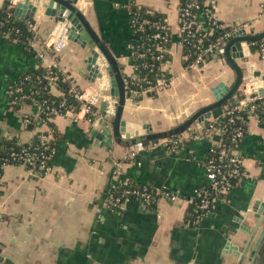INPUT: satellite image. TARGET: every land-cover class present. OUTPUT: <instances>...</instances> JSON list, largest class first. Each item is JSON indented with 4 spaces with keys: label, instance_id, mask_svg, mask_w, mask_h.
Listing matches in <instances>:
<instances>
[{
    "label": "crops",
    "instance_id": "1",
    "mask_svg": "<svg viewBox=\"0 0 264 264\" xmlns=\"http://www.w3.org/2000/svg\"><path fill=\"white\" fill-rule=\"evenodd\" d=\"M24 0H17L16 4ZM34 1V0H33ZM182 0H78L93 28L107 44L124 77L136 73L129 43L134 36L137 9L147 8L166 16L174 42L162 66L167 84L157 91L129 92L123 118L155 131L178 126L197 110L215 101L217 84H232L235 72L225 54L214 53L203 65H187L179 42ZM5 0H0V8ZM41 5L32 17L37 23L32 50L0 36V147L28 144L38 133H47L56 145L52 173L39 176L24 165L9 163L0 176L1 264H248L252 246L263 224L257 225L253 207L264 201V104L246 115V134L238 151L247 176L221 200L213 213L198 218L190 200L208 182L204 167L217 134L189 138L201 128L193 124L181 133L189 139L172 154L166 146L135 151L104 131L102 106L113 113L116 100L105 63L103 77L90 79L86 60L89 45L66 37V24L55 20ZM217 16L227 25L248 23V31L264 30V0H218ZM218 54V55H217ZM239 63L245 69L237 93L264 91V40L251 44L250 54ZM57 67L80 89L87 91L96 115L87 119L66 112L51 125H36L38 107L14 106L11 89L32 69ZM54 92L60 91L55 87ZM221 111V110H220ZM216 110L211 117L220 112ZM125 140V139H124ZM147 141L144 143H150ZM133 183L162 192L152 204L131 199L121 209L108 205L114 186ZM175 194L170 200L166 194ZM256 228L252 245L246 250ZM243 252L225 251L228 240ZM246 250V251H244ZM264 264V241L259 252Z\"/></svg>",
    "mask_w": 264,
    "mask_h": 264
},
{
    "label": "built area",
    "instance_id": "2",
    "mask_svg": "<svg viewBox=\"0 0 264 264\" xmlns=\"http://www.w3.org/2000/svg\"><path fill=\"white\" fill-rule=\"evenodd\" d=\"M16 2L17 0H10L8 4V8L13 11L12 15L15 14L14 10L17 5ZM203 4L205 6V10L201 16H203L208 23L215 25L217 28L229 27L230 29L226 30L223 35L219 37L217 43L209 44L205 48L202 46L198 47L199 50L196 59L190 64V66L203 65L209 54L220 52L227 41L231 39L238 30L246 29L248 31V23L227 25L219 21L217 16L218 0H206ZM199 6L200 5L197 0H187L186 3L181 1L179 42L182 46L184 41L189 38H196L197 36L196 31L200 28V23H198L199 21L196 19L197 17L194 14L193 9L199 8ZM147 26L160 28L158 22H151L147 18L140 19L135 11L133 19L134 36L128 45L129 50L132 53L136 69V73L131 76V79L134 80L133 82L145 81L148 84V87L142 91L132 89V83L129 84L128 81L129 77H125L128 93L132 92L139 94L144 91H157L167 84L166 76L164 78H158L155 83L149 81L146 77L139 78L138 76V67L135 56L139 58H147L148 56H151L153 59L161 62L162 68V66L167 62L166 57L169 55L170 50V47L166 44L170 42V37L172 35L166 32L153 33L146 41L142 39L133 41L135 39V34L145 32ZM195 26L196 29L194 28ZM161 28L167 30L164 26H161ZM29 29L36 33L37 23H29ZM156 51H158L157 55L154 53ZM55 68L57 67L48 68L46 78L49 79L50 86L59 88L57 83L58 76L54 71ZM30 78L31 76L26 77V79ZM38 92V90L26 92L21 86H13L11 89V104L14 106L26 104L23 102L34 99V94ZM70 96L77 101V107L69 110L68 112L73 113L76 117L84 116V118L87 119H91L96 115L93 101L87 91H84L78 88L75 84H72V87L70 88ZM260 103H264V91L250 92L245 94L242 98L235 97L233 104H229L223 108L216 116L210 117L199 132L192 133L188 136L189 138L203 139L215 133L219 138L217 142L210 146L208 151L209 156L204 162V167L208 174V182L206 185L196 189L193 198L190 200L192 211L198 216V218L204 219L213 213L217 208L218 203L223 200V198L232 189L240 185L247 176L244 158L238 151V145L244 138L247 130L244 125L235 126L233 128L231 125L235 124L237 120L244 121L246 119V114L256 113ZM35 104L38 107V117L42 112H45L49 118L50 116H57L60 114L58 108L49 106L43 108L44 103ZM60 107L66 108L65 101L61 102ZM42 121L46 122L44 119H42ZM223 136H227V138L222 140ZM37 137L40 141V145L37 148L31 149V147L26 146L18 151L11 149L9 156L0 158V160H3L4 162L1 167L9 164L6 162L11 161L14 164L26 166L39 176H46L52 173L54 166L52 161L57 154L56 145L47 133L40 132ZM188 137L180 135L178 137H166L150 143L140 142L135 145L134 150L137 152L149 150L158 144H163L166 146L167 152L172 154L178 150L180 145L184 144L186 140L189 139ZM1 174L2 172H0V176ZM116 187L117 186H114L113 188ZM112 189L108 195V205L113 209H121L124 204L132 198L140 199L144 202V204L150 205L154 203L162 193L154 189H150L147 186H137L124 188L122 194L117 196ZM166 197L170 200L177 199V195L175 194L167 193Z\"/></svg>",
    "mask_w": 264,
    "mask_h": 264
},
{
    "label": "water",
    "instance_id": "3",
    "mask_svg": "<svg viewBox=\"0 0 264 264\" xmlns=\"http://www.w3.org/2000/svg\"><path fill=\"white\" fill-rule=\"evenodd\" d=\"M9 2L10 0H5L3 8L8 7ZM41 4V0L21 1L15 7V15L18 18H25L26 16L33 17L38 10V6ZM43 5L47 9V13L53 16L56 21L66 24V37L68 40L77 42L82 46L89 45L91 47V54L87 58L86 63L92 81L103 77L102 66L99 62L105 63V72L111 78V94L116 102L112 114L108 112L107 102L102 106V113L107 119V125L104 131L106 134L112 135L117 142L124 145L133 146L140 142H154L159 139L181 134L193 124L201 128L216 110L226 104L234 103L235 97L243 84L245 74V69L239 61L245 59L250 54L251 44L264 40V30L257 33L247 31L246 29L238 30L219 52L225 54L226 61L235 72V78L232 84L227 85L224 82H220L212 88L216 98L214 102L203 106L176 127L164 131H155L153 125L150 123L143 124L140 127L123 118L129 93L122 68L117 57L98 35L86 14L78 6V0H49L48 4ZM253 211H255V218L258 219L257 225L263 224V228L252 246L248 264H260L259 252L264 241V201H257L253 207ZM244 229L250 232L252 236L247 244V250L252 245L257 230L256 228L253 230H249L248 228ZM225 249V251L232 252L237 256L241 255V260L243 261L246 252L241 251L238 246L232 244L230 239Z\"/></svg>",
    "mask_w": 264,
    "mask_h": 264
},
{
    "label": "trees",
    "instance_id": "4",
    "mask_svg": "<svg viewBox=\"0 0 264 264\" xmlns=\"http://www.w3.org/2000/svg\"><path fill=\"white\" fill-rule=\"evenodd\" d=\"M183 3H186L187 0H182ZM198 4L200 5L199 8H194L193 12L196 15V19L200 23V28L196 31V38H189L186 41L183 42V48H184V55L186 56V64L190 65L193 63L196 59L197 53H198V47H207L209 44L212 43H217L219 37L223 35V33L226 30H229L230 28H217L215 25L208 23L207 20L201 16V14L205 10L204 2L206 0H197ZM15 11V10H14ZM13 11L10 10L8 7L6 8H0V36H7L10 40L16 41L18 44L22 45L23 47H27L28 50H34L32 48L31 41H34L35 38V33L32 32L29 29V23L35 22L32 17L26 16L25 18H18L15 14H13ZM137 16L140 19L147 18L151 22H158L160 25V28L157 27H148L146 28L145 32H139L135 34V40L137 39H142V40H147V38L152 35L153 33L156 32H162V33H168L170 35L171 31L168 26L167 18L164 14L149 10L147 8H141L136 10ZM161 26H164L167 30L161 28ZM196 29V26L194 27ZM201 41H200V40ZM174 42L173 37H170V42H168L166 45L168 47H171L172 43ZM141 51V50H139ZM156 55L158 54V51L154 52ZM215 53V52H214ZM214 53H210L209 56L207 57L206 61L212 57ZM169 55L166 57V61H168ZM135 60L137 63V69H138V76L139 78L146 77L149 81L156 82L158 78H164L165 73L162 71L161 68V62L158 60L153 59L151 56H148L147 58H139L135 56ZM54 71L56 72L58 76V86H59V93L56 94L54 92L55 87L50 86L49 84V79L46 78L48 68H37V69H32L29 72H27L25 75H22L14 84V87L16 86H21L24 88L26 92H30L31 90H38L39 92L34 94V99L32 100H27L23 103H37V104H42L43 108H46L47 106L49 107H55L59 109L60 114H65L71 109H74L77 107V101L70 96V88L72 87V80L60 69L55 68ZM27 76H31L30 79H26ZM129 84H131V88L142 91L146 87H148V84L145 81H135L131 79V77L128 78ZM137 82V83H136ZM134 83V84H133ZM65 101L66 108L60 107L61 102ZM264 104V103H263ZM260 103V105H263ZM229 104H226L222 108L218 109L219 111L228 106ZM59 114V115H60ZM247 115V114H246ZM55 116H47L45 112L40 113V116L37 117L34 121V123L38 126H41L43 124H49L51 125L52 119ZM46 120V122H43L42 119ZM225 121V120H224ZM239 125H244L245 126V120L244 121H239L237 120L235 124L231 125L232 128L235 126ZM246 127V126H245ZM39 134V133H38ZM37 134V135H38ZM215 134V133H214ZM34 138V140L31 143L28 144H18V143H7L3 146L0 147V158H5L9 156L11 149H14L16 151L21 150L23 147L29 146L31 149H35L40 145L39 138L37 137ZM181 134L174 135L173 137H178ZM171 137V136H170ZM226 139L227 136H223V139ZM229 142V141H228ZM209 154L207 155L208 158ZM206 158V159H207ZM56 159V156L54 157L52 163L54 164ZM3 160H0V172H2L3 167ZM6 163H13L11 161L6 162ZM140 187L139 185L133 184L131 182L126 183V184H121L117 186L116 188H113L112 191L117 195H121L124 188L128 187ZM150 189H153L149 186H147ZM132 199H137V198H132ZM192 209V207H191Z\"/></svg>",
    "mask_w": 264,
    "mask_h": 264
},
{
    "label": "bare ground",
    "instance_id": "5",
    "mask_svg": "<svg viewBox=\"0 0 264 264\" xmlns=\"http://www.w3.org/2000/svg\"><path fill=\"white\" fill-rule=\"evenodd\" d=\"M101 65L104 66L102 63H101ZM102 68H104V67H102Z\"/></svg>",
    "mask_w": 264,
    "mask_h": 264
}]
</instances>
